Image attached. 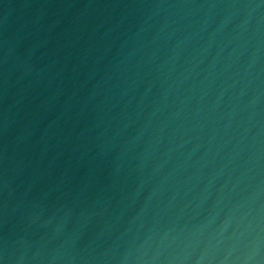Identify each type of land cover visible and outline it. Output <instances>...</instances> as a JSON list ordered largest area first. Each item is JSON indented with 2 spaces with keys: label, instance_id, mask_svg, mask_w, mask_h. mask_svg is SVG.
<instances>
[{
  "label": "water",
  "instance_id": "obj_1",
  "mask_svg": "<svg viewBox=\"0 0 264 264\" xmlns=\"http://www.w3.org/2000/svg\"><path fill=\"white\" fill-rule=\"evenodd\" d=\"M0 264H264V0H0Z\"/></svg>",
  "mask_w": 264,
  "mask_h": 264
}]
</instances>
